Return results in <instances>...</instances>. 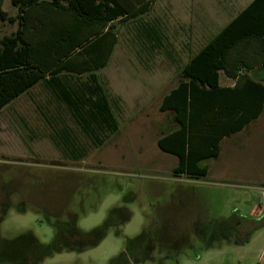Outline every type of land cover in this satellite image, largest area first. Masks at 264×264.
<instances>
[{
	"label": "rangeland",
	"instance_id": "1",
	"mask_svg": "<svg viewBox=\"0 0 264 264\" xmlns=\"http://www.w3.org/2000/svg\"><path fill=\"white\" fill-rule=\"evenodd\" d=\"M249 1L149 0L116 22L117 43L96 71L116 128L98 144L41 83L0 109V242L46 246L64 223L86 235L108 222L99 239L46 246L37 264H113L143 231L173 252L163 264H264V225L247 243L222 226L264 209V110L222 140L219 157L203 161L204 176H175L177 157L157 145L175 128L159 104L181 66ZM15 28L0 22V37ZM233 81L221 72V84Z\"/></svg>",
	"mask_w": 264,
	"mask_h": 264
},
{
	"label": "trees",
	"instance_id": "2",
	"mask_svg": "<svg viewBox=\"0 0 264 264\" xmlns=\"http://www.w3.org/2000/svg\"><path fill=\"white\" fill-rule=\"evenodd\" d=\"M2 1L0 20L17 27L0 38V109L41 83L80 130L100 143L116 121L96 71L117 43L116 22L143 11L149 0H11L15 15L2 9ZM221 72L233 83L221 84ZM258 73L264 75V0H250L189 56L177 84L161 99L159 110L171 112L175 128L159 136L157 145L177 157L175 176L206 175L203 161L219 156L221 141L261 115L264 82ZM251 218L223 220V230L243 232L239 242L247 243L251 230L264 225ZM108 224L97 229L98 238ZM32 244L41 254L46 246L64 247L58 236L46 246L25 237L3 240L0 264H10Z\"/></svg>",
	"mask_w": 264,
	"mask_h": 264
},
{
	"label": "flooded vegetation",
	"instance_id": "3",
	"mask_svg": "<svg viewBox=\"0 0 264 264\" xmlns=\"http://www.w3.org/2000/svg\"><path fill=\"white\" fill-rule=\"evenodd\" d=\"M114 211L119 210L115 209ZM62 225V227H58L56 236L61 239L62 245H65L66 247H74L71 244L73 241L70 239L79 238L89 242V237L92 235L97 234V237L100 235V232L97 230L94 232L92 231V233L82 235L75 227L74 223H64ZM98 239L96 241H98ZM160 239L161 238L159 236L151 238L149 237V233L143 231L137 238L133 240L129 239L130 242L134 241L135 243H132L133 246L131 247L128 245L118 256L117 261L113 264H163L162 260L170 259L174 255L173 252L158 244ZM96 241L94 244H96ZM21 252L11 257L10 264H26L28 262L31 264H37L44 257V254H41L38 248L30 246L24 250L26 254H24L25 256L22 255Z\"/></svg>",
	"mask_w": 264,
	"mask_h": 264
},
{
	"label": "crops",
	"instance_id": "4",
	"mask_svg": "<svg viewBox=\"0 0 264 264\" xmlns=\"http://www.w3.org/2000/svg\"><path fill=\"white\" fill-rule=\"evenodd\" d=\"M6 1H7V0H3V1H2V5H1V6H2V9L5 10L9 15H15V14L17 13V8H16V6L12 5L11 0H9V3H8L9 6H10L9 10L4 9L3 6H4V4H5ZM10 10L13 11V12H10ZM0 22L8 23L7 21H2V20H0ZM8 24L15 25V26L17 27V24H16V23H8ZM15 29H16V28H15ZM15 29H14L13 31H15ZM11 32H12V31H11ZM9 33H10V32H9ZM2 36H3V35H2ZM2 36H1V37H2ZM1 37H0V38H1ZM220 80H221V75H220ZM42 86H43V85H42ZM31 88H32V87H31ZM31 88H30V89H31ZM43 89L46 91V89L44 88V86H43ZM46 92H47V91H46ZM25 93H26V92H25ZM47 93H48V92H47ZM23 94H24V93H23ZM21 95H22V94H21ZM21 95H20V96H21ZM18 97H19V96H18ZM18 97H17V98H18ZM15 99H16V98H15ZM13 100H14V99H13ZM13 100H12V101H13ZM12 101H11V102H12ZM7 105H8V104H7ZM7 105H6V106H7ZM4 107H5V106H4ZM4 107H3V108H4ZM261 114H262V113H261ZM255 120H256V119H255ZM253 121H254V120H253ZM253 121H251V122L248 123V124L253 123ZM246 126H248V125H246ZM244 128H245V127H244ZM244 128H243V129H244ZM243 129H242V130H243ZM221 143H222V141H221ZM220 152H221V150H220ZM219 155H220V153H219ZM218 157H219V156H218ZM218 157H217V158H218ZM212 159H213V158H212ZM215 159H216V158H215ZM208 169H209V167H208ZM256 208H257V207H256ZM256 208H252L251 211H250V214H249V215H252L253 218H254V220L257 221L258 218L263 217V215H264V209H263V208H259V213H257V214H259V215H257V217H254V214H255L254 211L256 210ZM250 217H251V216H250ZM256 218H257V219H256ZM261 219H262V221H264L263 218H261ZM263 250H264V249H263Z\"/></svg>",
	"mask_w": 264,
	"mask_h": 264
}]
</instances>
